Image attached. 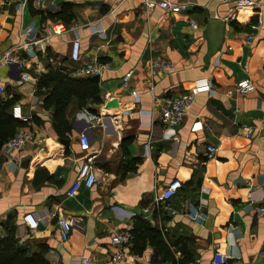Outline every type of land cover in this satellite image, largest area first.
Listing matches in <instances>:
<instances>
[{
    "label": "crops",
    "instance_id": "0c3cea01",
    "mask_svg": "<svg viewBox=\"0 0 264 264\" xmlns=\"http://www.w3.org/2000/svg\"><path fill=\"white\" fill-rule=\"evenodd\" d=\"M171 1L186 4L187 11L155 8L145 16L141 0H0V85L9 97L0 98H17L30 119L21 130L31 134L14 157L0 148V239L6 236L1 224L11 218L16 246L41 253L47 264H172L149 245L134 255L131 245L111 243L112 234L128 232L141 217L163 236L175 264H213L215 244L228 256L225 264H264V0H252L254 7L237 6V0ZM212 20L223 23L222 40L207 57ZM57 24L65 31L33 55L24 51V43ZM76 38L80 64L97 60L108 69L98 80L85 77L98 83L102 101L84 105L102 115L101 124L87 130L96 183L68 197L83 167L81 107L72 96L65 108L70 133L60 140L37 84L49 70L75 69L69 51ZM159 61L171 69H152ZM242 80L253 90L226 96ZM203 82L214 93L196 94L183 121L164 126L155 99L186 95ZM113 99L117 107L106 109ZM208 146L215 147L211 157ZM172 180L181 183L169 201L173 215L145 203ZM27 213L37 222L34 230L23 223ZM60 218H77L82 226L65 242L58 235Z\"/></svg>",
    "mask_w": 264,
    "mask_h": 264
},
{
    "label": "built area",
    "instance_id": "2783aa9c",
    "mask_svg": "<svg viewBox=\"0 0 264 264\" xmlns=\"http://www.w3.org/2000/svg\"><path fill=\"white\" fill-rule=\"evenodd\" d=\"M120 0H113V2H119ZM142 7L144 9V15L146 16L150 11L158 8L162 10L165 14H177L184 13L187 11L186 4L174 3L171 0H141ZM237 6H248L254 7V2L252 0H237ZM188 23L191 27L195 28L197 26L195 21L188 20ZM256 26H253L255 28ZM65 31V28L62 24H57L51 28V31L43 29L42 32L34 37L29 43H24L22 45L25 52L30 55L34 54V50L41 48V43L45 40H48L51 35L60 34ZM30 29H27L25 35L30 34ZM69 59L76 66L70 73L72 77L75 78H85L91 76H100L103 72L108 69V66L105 63L93 60L90 63L80 64V42L79 39H74L71 41ZM6 63L12 64L16 62L12 58H7ZM152 69L161 70L167 72L171 69V64L167 61L155 62ZM131 76V73L125 74L123 78V87H128V80ZM24 80H27L28 77H23ZM253 90V85L249 80H242L237 82L231 89L226 92V96L232 97L234 95L247 94ZM200 92H207L213 94L214 90L211 84L203 82L200 86H197L193 92H190L183 96H176L165 99H155V102H158L160 105V121L164 126L174 127L178 126L184 119L186 115L187 108L192 104L194 96ZM0 94L4 99L9 97L3 92V87L0 85ZM131 95L136 99L138 95L136 92L132 91ZM10 113L13 119L18 120L22 123H29V116H24L21 111V106L18 103H15L11 106ZM76 117L78 120L82 121L85 125L83 130L78 134L77 144L79 152L83 153L80 156L82 166L81 171L75 180L72 181L70 186L66 190V195L68 197L74 196L81 186L85 188H91L96 183V178L92 172V165L94 163V154L90 149V139L87 134V130H90L101 124L102 115L91 111L88 107L81 108ZM249 130L247 131V136L249 135ZM31 139V134L24 130H18L12 138L5 142L1 148V152L5 156L14 157ZM208 156H213L215 152L214 146L207 147ZM80 170V169H79ZM264 182V179H263ZM181 189V183L178 180H172L169 182L166 187H164L160 192L155 194L151 199V205L154 210L160 212H166L169 215L174 214L169 205V201L173 198ZM248 201H251L248 198ZM264 210V209H263ZM55 216L54 213L51 214ZM23 223L27 226L29 230H34L37 227V222L32 214L27 213L22 217ZM58 225V235L61 242H65L68 238L70 231L73 228L80 229L81 223L77 218H60L57 220ZM111 243L114 246L126 247L131 245V237L128 232H117L111 235ZM215 251L213 254V264H225L227 262L228 256L221 254L218 251V244L214 245ZM123 257V254L117 255L116 259ZM83 264H87L88 260L83 259Z\"/></svg>",
    "mask_w": 264,
    "mask_h": 264
},
{
    "label": "trees",
    "instance_id": "16d2710c",
    "mask_svg": "<svg viewBox=\"0 0 264 264\" xmlns=\"http://www.w3.org/2000/svg\"><path fill=\"white\" fill-rule=\"evenodd\" d=\"M32 13L42 15L41 12L32 11ZM37 92L44 96L43 108H51L53 111V130L60 140L68 139L67 135L70 133V127L65 119V108L72 96L77 98L78 106L81 108L88 107L84 106L87 100L96 104L102 103L99 97L98 83L95 80L92 78L75 79L63 71L49 70L46 74L41 75L37 84ZM16 102L17 98L14 96L5 102L0 98V148L25 126L24 123L11 116V106ZM88 108L92 110L90 107ZM151 199H147L145 203L148 204ZM1 225L6 236L0 239V264H47L41 253L29 254L30 250L26 245L16 246V226L11 218ZM128 234L131 237L130 251L132 254L141 255L149 245L163 260L175 264L170 247L163 236L143 218H134ZM177 264H187V262L179 259Z\"/></svg>",
    "mask_w": 264,
    "mask_h": 264
},
{
    "label": "water",
    "instance_id": "95a60500",
    "mask_svg": "<svg viewBox=\"0 0 264 264\" xmlns=\"http://www.w3.org/2000/svg\"><path fill=\"white\" fill-rule=\"evenodd\" d=\"M222 28H223V23L218 22V21H209L207 23L206 31H207V39H208V52H207V57L211 56L214 54L217 49L219 48L222 40ZM213 29L217 31L215 32L213 36ZM95 80H98V76L94 77ZM118 102L116 99L110 100L106 102L105 108H112V107H117ZM63 141V140H62ZM64 145H68L67 142H61Z\"/></svg>",
    "mask_w": 264,
    "mask_h": 264
}]
</instances>
